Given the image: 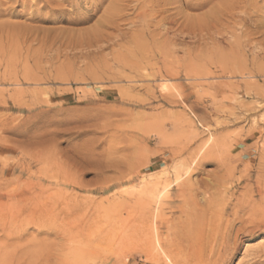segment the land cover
<instances>
[{
  "label": "rangeland",
  "instance_id": "obj_1",
  "mask_svg": "<svg viewBox=\"0 0 264 264\" xmlns=\"http://www.w3.org/2000/svg\"><path fill=\"white\" fill-rule=\"evenodd\" d=\"M244 1L0 0V264H165L264 227V0ZM239 235L225 264L264 240Z\"/></svg>",
  "mask_w": 264,
  "mask_h": 264
},
{
  "label": "bare ground",
  "instance_id": "obj_2",
  "mask_svg": "<svg viewBox=\"0 0 264 264\" xmlns=\"http://www.w3.org/2000/svg\"><path fill=\"white\" fill-rule=\"evenodd\" d=\"M68 1V0H67ZM188 1H190V0H188ZM204 1H206V0H204ZM231 1H233V3H234V0H231ZM244 1V0H243ZM248 1V0H247ZM257 1V0H256ZM255 0H254V2H256ZM263 1V0H262ZM61 2V1H60ZM95 2V1H94ZM180 2L181 1H179V6H182V5H180ZM186 2V1H185ZM184 2V3H185ZM236 2H239V0H236ZM245 2V1H244ZM250 2H253L252 0H250ZM232 3V2H231ZM242 2H240V4H241ZM247 3V2H246ZM257 3H258V1H257ZM186 4V3H185ZM235 4H238V3H235ZM240 4H238V5H240ZM243 4V3H242ZM254 4V3H253ZM252 4V5H253ZM191 5V4H190ZM233 5V4H232ZM246 5H248V4H246ZM249 5H250V3H249ZM257 5V4H256ZM183 6H184V4H183ZM186 6V5H185ZM237 6V5H236ZM236 6L235 7H233V9L235 8L236 9ZM251 6V5H250ZM254 6V5H253ZM252 6V7H253ZM242 8H244V5H242L241 6ZM240 7V8H241ZM246 7V6H245ZM182 8H184V7H182ZM241 8V9H242ZM263 8V7H262ZM232 9V8H231ZM239 9V8H238ZM247 9V7L246 8H244V10H246ZM251 9H253V8H251ZM260 9V8H259ZM185 10H186V8H185ZM184 10V11H185ZM228 10V12H229V10L230 9H227ZM248 10V9H247ZM246 10V11H247ZM257 10V9H256ZM255 10V11H256ZM178 11H179V9H178ZM180 11H182L181 9H180ZM187 11V10H186ZM231 11V10H230ZM242 11V10H241ZM250 11V10H249ZM254 11V12H255ZM223 12V11H222ZM227 12V13H228ZM234 12V14L236 15V13L237 12H239V11H236L235 12V10L233 11ZM233 12H229L230 13V15H229V17L232 19V20H234V19H236V16L238 15H234L233 14ZM253 12V15H255V13ZM179 13V12H178ZM181 13V12H180ZM227 13H224V14H227ZM242 13V12H241ZM243 13H244V11H243ZM247 13V12H246ZM245 13V14H246ZM249 13V12H248ZM260 13H262V11L260 12ZM260 13H259V15H260ZM183 14H185V12L183 13ZM219 14H221V13H219ZM264 14V13H263ZM180 15V14H179ZM186 15V14H185ZM206 15V14H205ZM208 15V14H207ZM222 15V14H221ZM240 15V14H239ZM252 15V14H251ZM259 15H258V17H259ZM181 16H183L182 14H181ZM213 16V15H212ZM216 16V15H215ZM226 16V15H225ZM242 16V15H241ZM244 16V15H243ZM249 16V15H248ZM256 16V15H255ZM208 17V16H207ZM251 17V16H250ZM249 17V18H250ZM257 17V18H258ZM261 17V16H260ZM204 18H205V16H204ZM227 18V17H226ZM230 18H228V19H230ZM243 18V17H242ZM241 18V19H242ZM252 18V17H251ZM256 18V19H257ZM214 19H216V18H214ZM219 19V18H218ZM227 19V20H228ZM230 19V20H231ZM247 19V18H246ZM255 19V18H254ZM261 19V18H260ZM262 19H263V17H262ZM185 20V19H184ZM186 20H188V19H186ZM220 20V19H219ZM218 20V22H220ZM252 20H253V18H252ZM55 21V20H54ZM194 21V20H193ZM205 21H207V20H204L203 21V23H206ZM215 21V20H214ZM240 21V20H239ZM259 21V20H258ZM185 22V21H184ZM208 22V21H207ZM222 22V21H221ZM203 23H202V26H203ZM260 23V22H259ZM187 24H189V23H187ZM186 24V25H187ZM191 24V23H190ZM201 24V23H200ZM209 24V23H208ZM207 24V25H208ZM225 24V23H224ZM237 24H239V23H237ZM241 24V23H240ZM243 24V23H242ZM241 24V25H242ZM193 25V24H192ZM219 26L221 25V23L220 24H218ZM180 26H183V22H182V25L180 24ZM180 26H179V29H180ZM201 26V27H202ZM209 26V25H208ZM186 27V26H185ZM188 27H191L190 25H188ZM187 27V28H188ZM195 27V26H194ZM193 27V28H194ZM198 28H199V25L197 26ZM205 27V26H204ZM231 27V26H230ZM198 28H196V30L198 29ZM229 28V27H228ZM228 28H226V30L228 31ZM182 29V28H181ZM195 29V28H194ZM205 29H207V27L206 28H204V29H202L201 30V36L203 37V35L204 34H202V33H204L206 30ZM187 30V29H186ZM196 30H193V29H188V31L187 32H189L190 33V35H192L193 37H197V34H196ZM213 30V29H212ZM180 31V30H179ZM198 31H199V29H198ZM234 31V30H233ZM184 32V31H183ZM210 32H211V30H210ZM213 32V31H212ZM211 32V33H212ZM214 32H215V30H214ZM218 32V31H217ZM180 33H182V32H180ZM210 34V33H209ZM213 35H214V33H212ZM212 34H211V36H212ZM217 34H219V33H217ZM183 35V34H182ZM252 35V34H251ZM201 38V37H200ZM198 39H199V37H198ZM212 39V38H211ZM214 39V38H213ZM196 40V39H195ZM216 40V39H215ZM208 41H210V39H208ZM195 42V41H194ZM203 42V41H202ZM78 156V155H77ZM23 167V166H22ZM26 169V168H25ZM24 169V170H25ZM177 169V168H176ZM12 171V170H11ZM25 171H27V170H25ZM164 171V170H163ZM162 171V172H163ZM14 172V171H13ZM166 172V171H165ZM176 172V171H175ZM1 173H2V171H1ZM13 174V173H12ZM167 174V173H166ZM158 176V175H157ZM177 176V175H176ZM54 178V177H53ZM68 179V178H67ZM177 180H178V178H177ZM69 182V181H68ZM5 183V182H4ZM1 184V183H0ZM62 184V183H61ZM69 184V183H68ZM67 184V185H68ZM75 186V185H74ZM8 187V186H7ZM169 186H167V187H165V189H164V191H162L161 192V199L163 198V195L169 190V188H168ZM108 188V187H107ZM162 188V187H161ZM160 191V190H159ZM66 196V195H65ZM8 197V196H7ZM11 197V196H10ZM250 199V198H249ZM15 200V199H14ZM17 200V199H16ZM163 202H164V200H163ZM258 205V204H257ZM36 207V206H35ZM41 207H42V205H41ZM163 208V207H162ZM41 209V208H40ZM60 209V208H59ZM165 209V208H164ZM201 210V209H200ZM252 210H253V208H252ZM162 211V210H161ZM164 211V210H163ZM163 211H162V213H163ZM212 211V210H211ZM256 212V211H255ZM64 213V212H63ZM261 213V212H260ZM164 214V213H163ZM166 215V214H165ZM30 216H32V215H30ZM164 216V215H163ZM263 216V215H262ZM243 217H245V216H243ZM250 216H248V218H249ZM20 218H22V217H20ZM246 218H247V216H246ZM29 219V218H28ZM37 219H38V217H37ZM238 220V219H237ZM236 220V221H237ZM53 221V220H52ZM253 221H255L254 219H253ZM33 222V221H32ZM243 222V221H242ZM262 222H264V220H262ZM19 223V222H18ZM28 223V222H27ZM31 223V222H30ZM34 223V222H33ZM163 223H164V221H163ZM38 224H39V222H38ZM44 223H42V225H43ZM46 224V223H45ZM44 224V225H45ZM27 225V224H26ZM31 225V224H30ZM246 225V224H245ZM19 226V225H18ZM29 226V225H28ZM25 226H23V228H24ZM38 227V226H37ZM230 227V226H229ZM42 228V227H41ZM40 228V229H41ZM163 228V227H162ZM20 232V231H19ZM26 232V231H25ZM241 232V235L243 236V237H246V238H249V239H254L257 235H262V237H263V234H264V227H262V225H253V226H251V227H249V228H244L243 230H241V231H239L238 233H237V235H233L234 237L232 238V235H231V233H224L223 235H222V237H221V239L219 240V242L216 240L214 243V246L212 247V249L211 250H209V255H208V257L206 258V256H204V252H203V250H201L200 252H197L196 253V255L194 256V257H191V259L190 258H185L184 260H178V258H177V256H170V255H168L167 253H165L164 252V250L162 249V247H161V262L163 261L165 264H225V263H227V262H229L231 259H232V257L237 253V250H238V246H239V243L240 242H242L240 239V235H239V233ZM61 233V232H60ZM187 233V232H186ZM204 234H205V232H204ZM200 239V238H199ZM244 239V238H243ZM261 239H263V238H261ZM179 240V239H178ZM207 240V239H206ZM162 241V240H161ZM197 243L199 244L200 243V241L198 242L197 241ZM216 244H218V246L216 247ZM177 246V245H176ZM180 247V248H179ZM178 248L179 249H181L182 247H183V245H180ZM248 247V246H247ZM251 248H254L253 246L252 247H250V249ZM247 249H249V248H247ZM175 250V249H174ZM170 251V250H169ZM199 251V250H198ZM206 251V250H205ZM179 252H180V250H179ZM179 252L177 251L176 253L177 254H179ZM169 253V252H168ZM245 253H247V252H245ZM170 254V253H169ZM248 255H243V256H246L247 257V259H248V261L246 262V263H242V264H264V240H260L258 243H256V246H255V248L254 249H251V250H249V253H247ZM185 256V255H184ZM250 259V260H249ZM246 260V259H245ZM241 262H243L242 260H241ZM245 262V261H244ZM239 264H241V263H239Z\"/></svg>",
  "mask_w": 264,
  "mask_h": 264
}]
</instances>
